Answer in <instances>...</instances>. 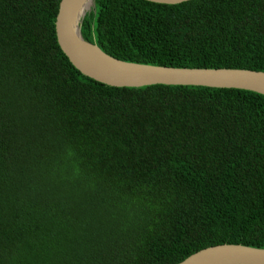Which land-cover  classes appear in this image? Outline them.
<instances>
[{
  "label": "trees",
  "instance_id": "trees-1",
  "mask_svg": "<svg viewBox=\"0 0 264 264\" xmlns=\"http://www.w3.org/2000/svg\"><path fill=\"white\" fill-rule=\"evenodd\" d=\"M59 1L0 0V264L264 248V95L86 77ZM80 32L125 62L264 71V0H94Z\"/></svg>",
  "mask_w": 264,
  "mask_h": 264
},
{
  "label": "water",
  "instance_id": "water-1",
  "mask_svg": "<svg viewBox=\"0 0 264 264\" xmlns=\"http://www.w3.org/2000/svg\"><path fill=\"white\" fill-rule=\"evenodd\" d=\"M177 4L188 0H147ZM76 0H60L55 18L59 47L84 76L115 87L155 84L237 88L264 95V71L241 68H187L125 62L101 51L81 35L83 12L75 23ZM94 5V0H92ZM92 47H95L92 49ZM178 264H264V248L241 244H218L202 248Z\"/></svg>",
  "mask_w": 264,
  "mask_h": 264
},
{
  "label": "bare ground",
  "instance_id": "bare-ground-1",
  "mask_svg": "<svg viewBox=\"0 0 264 264\" xmlns=\"http://www.w3.org/2000/svg\"><path fill=\"white\" fill-rule=\"evenodd\" d=\"M91 4H92V0H76L74 4L73 16H72L75 23H78V19L80 15H82L83 12H85V10L89 8L88 6H90ZM94 48L95 47H92V49Z\"/></svg>",
  "mask_w": 264,
  "mask_h": 264
},
{
  "label": "rangeland",
  "instance_id": "rangeland-1",
  "mask_svg": "<svg viewBox=\"0 0 264 264\" xmlns=\"http://www.w3.org/2000/svg\"><path fill=\"white\" fill-rule=\"evenodd\" d=\"M89 8H87L86 10H85V13H87V12H89L92 8H93V4H91L90 6H88Z\"/></svg>",
  "mask_w": 264,
  "mask_h": 264
}]
</instances>
